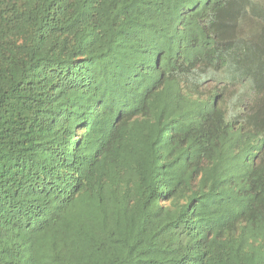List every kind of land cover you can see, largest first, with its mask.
<instances>
[{
	"label": "trees",
	"instance_id": "trees-1",
	"mask_svg": "<svg viewBox=\"0 0 264 264\" xmlns=\"http://www.w3.org/2000/svg\"><path fill=\"white\" fill-rule=\"evenodd\" d=\"M0 264H264V0H0Z\"/></svg>",
	"mask_w": 264,
	"mask_h": 264
}]
</instances>
